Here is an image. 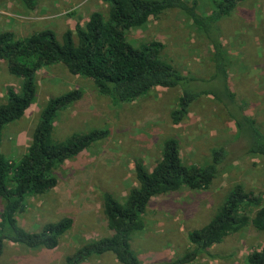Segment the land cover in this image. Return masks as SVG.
I'll list each match as a JSON object with an SVG mask.
<instances>
[{
	"label": "rangeland",
	"instance_id": "rangeland-1",
	"mask_svg": "<svg viewBox=\"0 0 264 264\" xmlns=\"http://www.w3.org/2000/svg\"><path fill=\"white\" fill-rule=\"evenodd\" d=\"M196 3V10L208 14L215 0H184ZM94 11L107 16L102 0H36L28 10L20 0H0V32L12 31L26 37L48 29L58 41L66 30L84 26ZM227 62L230 90L248 116L264 134V0H246L218 24ZM127 41L137 47L149 42L162 45L160 56L183 76L208 79L212 74L210 47L192 21L179 10L151 17L141 28L126 32ZM19 80L10 76L0 61V103L6 90H17ZM71 90L82 98L59 113L52 138L63 141L73 133L91 130L108 132L79 156L54 171L56 187L25 200L17 215L18 225L38 232L63 218L72 221L53 250L28 249L7 244L0 264H65V257L85 243L109 235L104 224L101 196L109 192L123 201L136 187L134 164L151 170L160 158L162 142L175 138L187 165L208 162L213 149L224 146L229 156L206 190L182 188L156 197L144 210V229L133 235L131 249L142 264H164L192 250L188 233L206 225L235 185L261 199L264 205V156L246 154L236 141V130L224 109L203 96L190 107L179 125L170 121L180 87L154 88L130 103H117L101 95L91 79L69 74L61 65L41 69L36 75L33 103L18 121L7 125L0 136V152L17 162L30 144L31 134L46 102ZM3 202L0 200V214ZM253 211V210H252ZM264 245V234L251 227L225 237L190 264H247L246 257ZM85 264H118L111 254Z\"/></svg>",
	"mask_w": 264,
	"mask_h": 264
},
{
	"label": "trees",
	"instance_id": "trees-1",
	"mask_svg": "<svg viewBox=\"0 0 264 264\" xmlns=\"http://www.w3.org/2000/svg\"><path fill=\"white\" fill-rule=\"evenodd\" d=\"M107 16L94 11L84 26L74 32L66 30L61 41L53 31L45 29L26 37L12 31L0 32V61L8 74L19 80L17 90L8 88L0 103V136L4 128L21 119L35 99L36 75L46 67L61 65L74 76L91 79L97 91L117 103H130L154 88L180 87L176 107L170 112L173 125L181 124L194 102L211 97L233 121L236 141L246 154L264 156V134L256 121L248 116L230 90L227 79L225 49L218 24L230 16L246 0H215L213 10L201 14L196 3L184 0H102ZM33 10L36 0H20ZM169 10L183 12L202 33L210 47L212 74L208 79L183 76L160 56L162 45L149 42L137 47L126 39V32L143 27L151 17ZM82 92L71 90L50 98L39 114L31 134L27 152L17 161L7 160L0 152V259L7 244L28 249L53 250L60 238L72 227L69 218L49 223L38 232L25 231L18 225L17 215L25 200L52 191L57 185L54 171L92 144L104 140L108 132L91 130L73 133L63 141L52 138L53 124L59 113L80 101ZM229 152L224 146L211 152L202 165L185 164L180 156L179 142L167 138L161 154L151 170L142 162L134 164L136 187L123 201L109 192L101 196L104 224L109 235L85 243L65 257V264H85L111 254L118 264H142L131 249L133 235L144 229V210L152 199L174 193L182 188L206 190L217 177ZM253 210V211H252ZM251 227L264 234V205L261 199L235 185L226 195L211 220L188 233L192 250L164 264H190L225 237ZM247 264H264V245L249 253Z\"/></svg>",
	"mask_w": 264,
	"mask_h": 264
}]
</instances>
